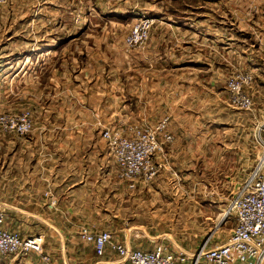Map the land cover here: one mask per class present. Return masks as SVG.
<instances>
[{
  "label": "rangeland",
  "instance_id": "374dc122",
  "mask_svg": "<svg viewBox=\"0 0 264 264\" xmlns=\"http://www.w3.org/2000/svg\"><path fill=\"white\" fill-rule=\"evenodd\" d=\"M220 24L225 30L217 29ZM145 26L147 38L137 41L136 30ZM46 46L57 50H40ZM249 72L255 75L250 90L256 106L263 107L264 0H8L1 5V142L9 135L54 139L56 126L69 124L77 130L70 134L77 139L78 159H102L109 151L101 138L104 125L130 135L137 126L147 130L171 115L176 131L175 140L155 155L154 180L118 187L94 180L93 190L80 195L77 211L57 214L74 221L63 232L70 230L71 240L47 241L42 253L0 255V264H89L91 258L94 263L80 224L111 230L118 241L128 239L142 249L165 244L193 254L215 231V243L224 240L235 224V216L224 218L230 200L264 155L258 141L264 117L229 102V81ZM186 112L194 114L190 123L220 128V138L212 129L199 134L204 140L213 133L219 138L214 154L207 144L185 143L186 133L179 129ZM24 116L33 128L19 135L11 126ZM244 137L251 140L253 159L238 157ZM202 150L214 158L181 159ZM108 171L115 173V166ZM24 215L36 222V213L0 210L7 230L22 238L43 234ZM73 250L80 259L73 258Z\"/></svg>",
  "mask_w": 264,
  "mask_h": 264
},
{
  "label": "built area",
  "instance_id": "2783aa9c",
  "mask_svg": "<svg viewBox=\"0 0 264 264\" xmlns=\"http://www.w3.org/2000/svg\"><path fill=\"white\" fill-rule=\"evenodd\" d=\"M8 0H0V6ZM147 26L137 29V41L147 38ZM255 81L253 72L234 76L228 83L229 102L233 108L252 111L255 99L251 86ZM170 117L161 119L149 129L137 126L130 135H124L118 129L106 128L102 137L107 142L109 155L116 168V177L122 183L136 185L150 183L159 172L155 155L163 150L167 143L175 140L170 130ZM12 131L25 135L32 131L29 117L14 121ZM261 125L259 142H263ZM235 216V224L227 241L213 248L207 243L195 253L175 252L165 244H157L153 249L128 246L118 241L111 230L93 231L82 224L80 236L93 247L98 258H106L105 263L97 264H264V155L260 164L251 170L241 189L233 195L225 211L224 218ZM0 217V255H12L20 252H43L42 236L22 238L20 234L7 230Z\"/></svg>",
  "mask_w": 264,
  "mask_h": 264
},
{
  "label": "crops",
  "instance_id": "0c3cea01",
  "mask_svg": "<svg viewBox=\"0 0 264 264\" xmlns=\"http://www.w3.org/2000/svg\"><path fill=\"white\" fill-rule=\"evenodd\" d=\"M217 29L219 31L225 30L221 24ZM228 33L230 35L228 38L231 39V29ZM40 50L49 52L57 49L46 46V49L44 47ZM248 60L253 61L254 59L251 57ZM250 64L254 65V63ZM152 82L153 80L151 79L150 83ZM151 93L154 92L151 91ZM252 94L256 102L254 91ZM251 114L256 118L264 117V105L263 107H257L255 104ZM184 116V122L182 123L183 120L181 121V128L179 130L186 133V137H184L185 143L187 140L189 145L198 144L199 148H201L200 144H207L206 146L211 147H208L207 150L214 154L216 140H219L221 136L219 133L220 128L215 124L190 123L189 116H194L193 113L186 112ZM196 116L199 118V113ZM172 122L173 119L171 120L170 130L175 135L174 131H176V127ZM56 127L57 131L55 132L57 134H55L54 139L45 137L40 140L37 137L33 141L29 137L14 138L9 135L8 139H4V142L0 141V210L6 212L36 213V222L29 217L30 215L28 217L24 215L23 218L32 221L34 227L43 229V234H35L36 236H42L43 245L47 241L59 244L65 243L68 239L71 240V236L68 237L70 230H68V234H63V232L67 228L74 227V221L68 217L66 219L65 217L59 218L57 214L58 212L77 211L78 200L79 203L82 200V196L80 195L93 190L94 180L105 187L123 186V183L118 181L116 172L108 171V169H113L114 167L112 159H109V151L100 156L102 159H78L77 139L75 135L71 136L70 134V132H76L77 130L73 129V126L69 124ZM102 128H104L102 130L104 131L106 125ZM211 129L218 132L216 136L219 138H215V133L212 134L213 138L211 140H204V137H200V133H205ZM63 133H68V135L64 136ZM101 138L107 145L106 140L103 137ZM249 144H251V140L249 143V140L244 137L243 147L237 153L239 159H253ZM181 152H184V148H181ZM87 156L90 157L89 152H85L84 157L87 158ZM211 158H214V155H205V151L203 150L202 152H198L197 155H188V152H186L185 157H181V159ZM122 190L124 189L122 188ZM78 192H80L79 195ZM100 227H102V223H100ZM232 230H230L224 240L219 238L220 241L217 243H215L218 240L216 231L212 233L208 237L207 243L209 247L207 244V248H213L225 243ZM35 235H28V237ZM120 240H123L128 246H132L128 239ZM84 243L94 253L93 247L86 242ZM43 251L45 252L44 246ZM72 256L74 259L77 257L74 250L72 251ZM95 257V262L93 263V258H91L89 264L107 262L106 258H98L96 255ZM77 258L80 259V256ZM203 264L207 263L204 262ZM236 264L245 263L238 262Z\"/></svg>",
  "mask_w": 264,
  "mask_h": 264
}]
</instances>
